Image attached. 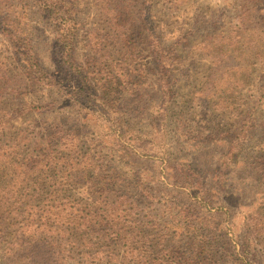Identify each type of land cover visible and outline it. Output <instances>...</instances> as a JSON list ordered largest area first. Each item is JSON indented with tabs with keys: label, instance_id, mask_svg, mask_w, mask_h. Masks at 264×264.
I'll return each instance as SVG.
<instances>
[{
	"label": "rangeland",
	"instance_id": "374dc122",
	"mask_svg": "<svg viewBox=\"0 0 264 264\" xmlns=\"http://www.w3.org/2000/svg\"><path fill=\"white\" fill-rule=\"evenodd\" d=\"M124 195L146 264H264V0H0V264H145L64 231Z\"/></svg>",
	"mask_w": 264,
	"mask_h": 264
},
{
	"label": "trees",
	"instance_id": "16d2710c",
	"mask_svg": "<svg viewBox=\"0 0 264 264\" xmlns=\"http://www.w3.org/2000/svg\"><path fill=\"white\" fill-rule=\"evenodd\" d=\"M34 69L36 75L40 78L44 77V70L41 67L34 65ZM113 181H115V178ZM104 194H106V192L102 191L99 196L103 198ZM125 197L126 196L124 195L123 199H125V201L123 203L119 202L116 204L114 202L113 204H106L105 206L108 208H104V210H107L106 212L104 210L102 211L101 208H98L97 210L93 209V211L89 209L87 212H81L80 216L75 217V222L67 220L66 230L64 231H71L72 228H74V225L80 221V224L82 225L81 228H83L84 231L89 230L90 233H93L95 237L100 240H110L114 243H119L124 249L123 254H127L129 259L136 260L137 262L144 260L146 264V260H148L150 253L147 252V249L144 247L142 238L134 235V233L141 230V227H139L136 222H134L135 224H131L129 221V223L126 224L127 216L130 215L127 213L128 210H122L123 206L128 205ZM93 204L97 205L101 203H99V199H94ZM103 213L107 216H104ZM117 220H122L125 224H120ZM170 223H174V220H171ZM151 226L154 227L155 225ZM178 227L180 228L179 225ZM163 253V255L161 254L162 256L152 259L153 264H179L175 258L177 256L176 251H164Z\"/></svg>",
	"mask_w": 264,
	"mask_h": 264
}]
</instances>
